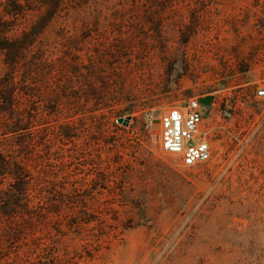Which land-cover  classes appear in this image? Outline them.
<instances>
[{
    "label": "rangeland",
    "instance_id": "rangeland-1",
    "mask_svg": "<svg viewBox=\"0 0 264 264\" xmlns=\"http://www.w3.org/2000/svg\"><path fill=\"white\" fill-rule=\"evenodd\" d=\"M70 1L42 37L13 147L29 213L0 221V264H264V0ZM195 98L215 151L193 166L161 116Z\"/></svg>",
    "mask_w": 264,
    "mask_h": 264
},
{
    "label": "trees",
    "instance_id": "trees-1",
    "mask_svg": "<svg viewBox=\"0 0 264 264\" xmlns=\"http://www.w3.org/2000/svg\"><path fill=\"white\" fill-rule=\"evenodd\" d=\"M73 1V0H72ZM70 0H5L0 3V221L13 213H29L30 170L21 152L30 142L36 87L33 74L46 69L48 50L43 35L69 8ZM69 10V9H68ZM17 138V140H13ZM12 178L8 190H2Z\"/></svg>",
    "mask_w": 264,
    "mask_h": 264
},
{
    "label": "built area",
    "instance_id": "built-area-1",
    "mask_svg": "<svg viewBox=\"0 0 264 264\" xmlns=\"http://www.w3.org/2000/svg\"><path fill=\"white\" fill-rule=\"evenodd\" d=\"M264 97V89L258 91ZM202 99H191L187 104L167 109L161 116V146L167 154L179 155L185 165H198L209 161L215 147L211 130L205 122ZM198 140L196 144H190Z\"/></svg>",
    "mask_w": 264,
    "mask_h": 264
},
{
    "label": "water",
    "instance_id": "water-1",
    "mask_svg": "<svg viewBox=\"0 0 264 264\" xmlns=\"http://www.w3.org/2000/svg\"><path fill=\"white\" fill-rule=\"evenodd\" d=\"M210 99H211V98H207V99L203 100V102H204L205 104H207V103L209 102ZM130 119H131L130 117L126 118V121L128 122ZM124 120H125L124 118H120V119H119V122H123Z\"/></svg>",
    "mask_w": 264,
    "mask_h": 264
},
{
    "label": "bare ground",
    "instance_id": "bare-ground-1",
    "mask_svg": "<svg viewBox=\"0 0 264 264\" xmlns=\"http://www.w3.org/2000/svg\"><path fill=\"white\" fill-rule=\"evenodd\" d=\"M173 156H175V157H176V156H178V155H176V154H173Z\"/></svg>",
    "mask_w": 264,
    "mask_h": 264
}]
</instances>
